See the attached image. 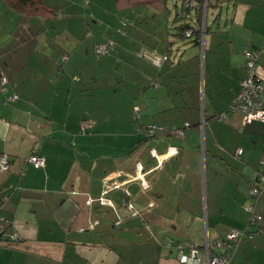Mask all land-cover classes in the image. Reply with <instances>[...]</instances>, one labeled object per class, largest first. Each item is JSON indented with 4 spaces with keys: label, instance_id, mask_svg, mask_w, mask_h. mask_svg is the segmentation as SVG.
I'll return each instance as SVG.
<instances>
[{
    "label": "crops",
    "instance_id": "obj_1",
    "mask_svg": "<svg viewBox=\"0 0 264 264\" xmlns=\"http://www.w3.org/2000/svg\"><path fill=\"white\" fill-rule=\"evenodd\" d=\"M181 1L43 0L44 13L24 14L0 0V156L10 164L0 198L19 238H1L0 264H179L191 247L206 264L205 247L221 253L218 242L252 216L264 228V191L249 194L264 172V122L217 118L240 90L244 54L264 46V0ZM48 31L60 35L55 47ZM150 54L166 59L156 66ZM256 74L264 84L263 51ZM151 124L162 129L147 138ZM170 146L177 154L157 169L151 152ZM33 150L40 169L27 162ZM139 163L147 189L130 180ZM105 177L123 184L108 193L118 210L96 201ZM230 264H264V231Z\"/></svg>",
    "mask_w": 264,
    "mask_h": 264
},
{
    "label": "built area",
    "instance_id": "obj_2",
    "mask_svg": "<svg viewBox=\"0 0 264 264\" xmlns=\"http://www.w3.org/2000/svg\"><path fill=\"white\" fill-rule=\"evenodd\" d=\"M184 4L187 7H196L197 3L194 0H185ZM192 34V31L188 30L184 33L186 38H189ZM114 47V42L110 41L107 44L98 45L95 49L96 55L101 56L104 55L107 50L112 49ZM264 52V46L261 50H249L247 51L245 56V65H244V78L240 82V90L236 95L235 99L229 105L227 111L225 113L220 114L217 118L218 120L225 119L228 114H239L244 123H250L252 121H263L264 122V104L261 100V95L264 93V84L257 76V66H258V58L260 52ZM152 64L159 66L166 57H159L154 54H150L146 57ZM7 78L5 76H1V83L6 84ZM19 96L16 94L10 95L6 97L5 101L8 103H16ZM135 117H140V111L138 107L134 108ZM89 126L88 122L84 121L81 123V129L84 131ZM162 127L156 124L147 125L144 127L145 137H152L157 131L161 130ZM177 134H182L183 131L175 130ZM152 156L157 160L156 168L159 169L162 165L163 160L166 157H170L177 154V150L175 146H170L168 148V152L165 155H158L155 151L151 152ZM237 155L241 154V150H237ZM28 164L33 169H40L45 165V160L42 156H40L35 150L27 158ZM264 167V164H263ZM10 168V164L6 155L0 156V170L8 171ZM135 176L131 177L130 180L137 181L141 185L142 188H148L149 184L146 179V176L149 172L144 170L143 166L139 163L135 165ZM123 188V184L109 182V178L105 177L102 180V190L96 201L102 205L112 209L118 210L117 204L114 203L109 197L108 193L112 189ZM264 191V172L258 173L252 188L249 190V194L251 197L256 198L262 194ZM128 196V193H125ZM6 202V197L2 196L0 198V237L3 236L8 237V241L16 242L19 238L16 234H8L7 226L8 222L3 216V207ZM122 205H125L132 217L136 215V212L133 209L132 203L130 201L120 202ZM118 212V211H117ZM123 219L122 216L117 215V220L115 225H121ZM263 223V219L261 216L254 215L250 218L247 226L244 230H232L227 233L225 237L218 242V245L221 247L222 252L218 254H210L209 248L205 247V258L206 264H230L231 258L236 250L238 244L244 239H251L258 233L264 231V228H261V224ZM251 228H255L254 231H250ZM3 241L0 239V244ZM179 264H200V260L198 258V250L194 247L189 248L188 253H184L180 250Z\"/></svg>",
    "mask_w": 264,
    "mask_h": 264
},
{
    "label": "trees",
    "instance_id": "obj_3",
    "mask_svg": "<svg viewBox=\"0 0 264 264\" xmlns=\"http://www.w3.org/2000/svg\"><path fill=\"white\" fill-rule=\"evenodd\" d=\"M43 0H7V4L14 9L18 13H31L34 11L44 13L45 7L42 3ZM185 0H182L184 2ZM197 3V9L200 10L203 8V1H202V8L200 6L199 0H194ZM188 26H183L181 32L184 33L188 31ZM192 36V34H191ZM1 239V237H0Z\"/></svg>",
    "mask_w": 264,
    "mask_h": 264
},
{
    "label": "rangeland",
    "instance_id": "obj_4",
    "mask_svg": "<svg viewBox=\"0 0 264 264\" xmlns=\"http://www.w3.org/2000/svg\"><path fill=\"white\" fill-rule=\"evenodd\" d=\"M177 1L180 2V0H177ZM83 3H84V0H83ZM45 25H46V27H47L48 29L52 26L50 22L45 23ZM46 30H47V29H45V31H46ZM41 34H44V35L46 36V38L48 39L47 44H48L49 46H53V47H55V45H58L59 41L57 40V37H60V35H59V36H55L54 33H53L52 31H48V33H44V32H42ZM63 41H64V40H63ZM149 62H150V61H149Z\"/></svg>",
    "mask_w": 264,
    "mask_h": 264
},
{
    "label": "water",
    "instance_id": "obj_5",
    "mask_svg": "<svg viewBox=\"0 0 264 264\" xmlns=\"http://www.w3.org/2000/svg\"><path fill=\"white\" fill-rule=\"evenodd\" d=\"M181 4H182L183 7L187 8V9H196V8H197V6H196V7H187V6L184 4V2H182V1H181ZM206 7H207V6L204 7L205 11H206ZM205 13H206V12H205Z\"/></svg>",
    "mask_w": 264,
    "mask_h": 264
}]
</instances>
